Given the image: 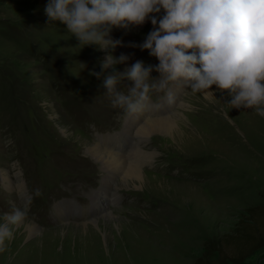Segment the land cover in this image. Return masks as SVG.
Instances as JSON below:
<instances>
[{"label": "rangeland", "instance_id": "374dc122", "mask_svg": "<svg viewBox=\"0 0 264 264\" xmlns=\"http://www.w3.org/2000/svg\"><path fill=\"white\" fill-rule=\"evenodd\" d=\"M47 3L0 0V223L19 210L37 229L11 226L0 264H194L208 239L264 206V117L232 109L229 93L216 86L215 98L191 95L183 84L173 87V103L154 95L160 106L144 112L158 119L174 104L163 115L179 113L174 129L143 136L137 153L136 136L117 144L131 164L127 181L122 175L105 195L102 163L88 145L138 126H129L131 117L111 106L102 79L91 74L103 75L109 51L81 49L64 25H48ZM152 30L150 20L113 30L124 46L112 54L130 57L116 71L136 60L159 64L130 46ZM131 86L122 82L125 91ZM245 264H264V250Z\"/></svg>", "mask_w": 264, "mask_h": 264}, {"label": "clouds", "instance_id": "9594fccd", "mask_svg": "<svg viewBox=\"0 0 264 264\" xmlns=\"http://www.w3.org/2000/svg\"><path fill=\"white\" fill-rule=\"evenodd\" d=\"M45 13L48 25H64L81 49L109 51L99 64L103 75L91 74L102 79L104 95L125 117L158 108L153 96L160 93L172 103L177 84L205 99L215 98V85L229 93L232 109H252L264 117V0H49ZM149 20L153 30L143 43L130 46L148 51L159 64L136 60L116 71L130 57L112 54L124 46L112 38L113 30L130 31ZM154 71L158 78H153ZM125 80L132 85L128 91L122 87ZM25 215L17 210L4 217L0 251L14 237L11 226Z\"/></svg>", "mask_w": 264, "mask_h": 264}, {"label": "bare ground", "instance_id": "6f19581e", "mask_svg": "<svg viewBox=\"0 0 264 264\" xmlns=\"http://www.w3.org/2000/svg\"><path fill=\"white\" fill-rule=\"evenodd\" d=\"M215 87V85L213 86ZM174 102V101H173ZM172 102V103H173ZM174 105V104H173ZM169 106V109H163L160 113V117L157 119L155 116H148L146 112L139 113L129 119V126L133 122L136 124L135 126H138L135 132L131 130L126 131L125 134L114 137L115 139H108L103 143L102 141L100 143H89L88 145V152L93 155L97 160H99L102 163L101 166V173L102 175V191L104 192V188L106 189L105 195L112 194L113 190H115V187H118L121 181L119 179L122 175L126 176V170L127 166L131 164L129 162V158L131 157L130 154H120L118 150H115V146L117 144H121V142L125 145H127V142L130 139V135L133 137L136 136V149L134 152H140L143 148L144 144H142L141 141H143V136H150L152 133L156 132H163V133H169L171 130L174 129V126L176 124V119L174 116L178 115L179 113L176 111L174 115L170 118H166L165 113H167L169 110L172 109V106ZM184 105V104H183ZM182 105V106H183ZM181 106V107H182ZM153 112V111H152ZM171 111H169L170 113ZM150 113V112H148ZM156 119H155V118ZM134 133V134H133ZM124 136L126 138H124ZM113 140V141H112ZM140 144V145H139ZM127 150L129 149V145L126 146ZM88 153V154H89ZM132 154V153H131ZM128 162V163H127ZM127 165V166H126ZM18 176V175H17ZM10 178L9 176H4V181H8ZM127 181V176L123 179ZM18 189L23 193L22 189V183L20 182L18 184ZM115 193V192H114ZM21 224H24L27 227V231L32 234V231H37V229L30 223L26 221L20 222ZM94 224H97V220L93 222ZM86 227V226H85Z\"/></svg>", "mask_w": 264, "mask_h": 264}, {"label": "trees", "instance_id": "16d2710c", "mask_svg": "<svg viewBox=\"0 0 264 264\" xmlns=\"http://www.w3.org/2000/svg\"><path fill=\"white\" fill-rule=\"evenodd\" d=\"M202 248L194 264H245L264 250V206L246 209L231 233L208 239Z\"/></svg>", "mask_w": 264, "mask_h": 264}]
</instances>
